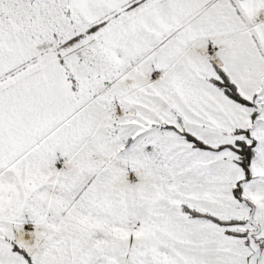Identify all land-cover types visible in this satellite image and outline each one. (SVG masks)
I'll use <instances>...</instances> for the list:
<instances>
[{
	"label": "snow or ice",
	"instance_id": "1",
	"mask_svg": "<svg viewBox=\"0 0 264 264\" xmlns=\"http://www.w3.org/2000/svg\"><path fill=\"white\" fill-rule=\"evenodd\" d=\"M0 264H264V0H0Z\"/></svg>",
	"mask_w": 264,
	"mask_h": 264
}]
</instances>
